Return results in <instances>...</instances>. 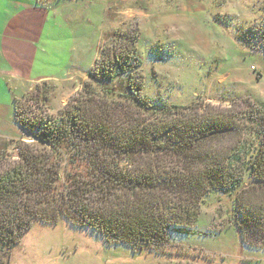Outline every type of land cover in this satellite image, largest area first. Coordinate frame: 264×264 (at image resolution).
<instances>
[{
    "label": "trees",
    "instance_id": "1",
    "mask_svg": "<svg viewBox=\"0 0 264 264\" xmlns=\"http://www.w3.org/2000/svg\"><path fill=\"white\" fill-rule=\"evenodd\" d=\"M248 30L264 51V23ZM140 35L138 27L114 28L89 73L92 82L57 116L15 97L14 119L34 141L17 143V159L8 144L0 149V264L34 221L61 216L108 244L164 252L169 232L191 234L205 197L238 188L246 172L250 183L234 199V225L244 245L264 249V103L157 106L143 92ZM93 83L112 85L97 93L121 97L125 112L100 99ZM44 85L28 94L36 107L50 99ZM65 147L72 165L84 159V171L61 176Z\"/></svg>",
    "mask_w": 264,
    "mask_h": 264
},
{
    "label": "rangeland",
    "instance_id": "2",
    "mask_svg": "<svg viewBox=\"0 0 264 264\" xmlns=\"http://www.w3.org/2000/svg\"><path fill=\"white\" fill-rule=\"evenodd\" d=\"M78 5L74 14L80 15L78 29L85 41L87 66H82V75L78 69L75 76L45 81L50 99L42 106L29 102L28 94L46 85H30L17 98L30 103L34 111L57 116L80 94L84 82H92L89 73L101 55L104 38L116 27L139 28L143 92L157 106L203 102L244 109L246 100L264 103V51L257 49L248 30L264 23V0H79ZM112 85L93 83V88L100 99L114 100L113 106L125 112L121 97L97 93ZM126 105L130 108L128 101ZM9 124L18 136L0 134V149L8 144L9 156L17 159V143L34 140L23 135L14 118ZM257 143H252L248 159ZM65 151L59 157L61 176L84 171V159L72 165V152L67 147ZM249 177L246 172L239 187L230 192L208 194L193 232H169L164 252L108 244L61 216L56 223L34 221L11 250L7 264H264V249L244 245L234 225V199L250 183Z\"/></svg>",
    "mask_w": 264,
    "mask_h": 264
},
{
    "label": "crops",
    "instance_id": "3",
    "mask_svg": "<svg viewBox=\"0 0 264 264\" xmlns=\"http://www.w3.org/2000/svg\"><path fill=\"white\" fill-rule=\"evenodd\" d=\"M79 0H0V134L17 137L10 127L14 99L30 85L75 76L87 66L83 33L75 15ZM89 64V63H88ZM16 133V134H15ZM22 136V134H21Z\"/></svg>",
    "mask_w": 264,
    "mask_h": 264
}]
</instances>
